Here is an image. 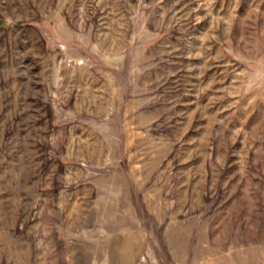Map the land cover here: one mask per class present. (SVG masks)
Segmentation results:
<instances>
[{
    "label": "rangeland",
    "instance_id": "obj_1",
    "mask_svg": "<svg viewBox=\"0 0 264 264\" xmlns=\"http://www.w3.org/2000/svg\"><path fill=\"white\" fill-rule=\"evenodd\" d=\"M0 264H264V0H0Z\"/></svg>",
    "mask_w": 264,
    "mask_h": 264
}]
</instances>
